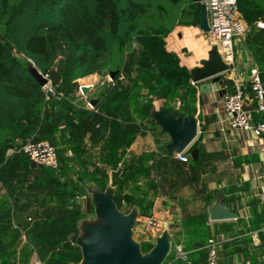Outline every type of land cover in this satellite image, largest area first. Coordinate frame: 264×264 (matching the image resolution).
Segmentation results:
<instances>
[{
    "label": "trees",
    "instance_id": "obj_1",
    "mask_svg": "<svg viewBox=\"0 0 264 264\" xmlns=\"http://www.w3.org/2000/svg\"><path fill=\"white\" fill-rule=\"evenodd\" d=\"M173 6L170 25L165 16ZM239 9L250 29L264 18V0H239ZM200 10L195 0H0V264H15L3 239L13 215L43 264L81 262L72 236L84 215L86 182L104 189L112 180L118 208L137 206L147 217L159 197L177 200L186 187L203 191L201 154L190 155L198 142L180 160L151 117L158 92L173 114H194L190 69L166 38L175 24H200ZM27 60L48 77L51 90L32 76ZM116 70L94 96L85 93L88 101L98 99L96 106L83 103L78 79ZM144 128L156 147L136 156L132 145ZM28 140L53 143L58 167H32L21 151ZM9 149H15L11 156ZM92 149L101 157L92 160ZM155 240L141 242L143 253ZM175 255L173 247L163 264ZM199 255L208 264V249Z\"/></svg>",
    "mask_w": 264,
    "mask_h": 264
},
{
    "label": "crops",
    "instance_id": "obj_2",
    "mask_svg": "<svg viewBox=\"0 0 264 264\" xmlns=\"http://www.w3.org/2000/svg\"><path fill=\"white\" fill-rule=\"evenodd\" d=\"M166 41L190 71L208 57L213 46L200 24L178 25ZM234 47L235 68L223 73L221 81L211 77L193 83L191 78L196 91L193 115L198 120V135L187 150L196 142L200 145L203 191L195 193L186 187L177 200L159 197L150 217L159 222L160 234L145 226L147 216L137 218L134 236L140 242L168 230L171 250L174 247L176 254L168 264H204L199 252L207 248L210 238L216 241L219 264H264V134H256L253 128L234 129L226 108L227 94L234 91V81L241 79L251 119L254 123L264 119V113L255 108V94L249 86L254 66L260 69L264 81V28L255 25ZM98 76L96 73L89 77L96 80ZM83 78L86 77L78 82ZM87 85L90 90L95 87L94 83ZM155 147L154 142L150 150ZM220 201L235 217L211 219L210 209ZM12 218L11 227L3 232L8 251L14 255L15 264H26L29 257L30 264H36L40 259L27 244L20 219L14 215Z\"/></svg>",
    "mask_w": 264,
    "mask_h": 264
},
{
    "label": "water",
    "instance_id": "obj_3",
    "mask_svg": "<svg viewBox=\"0 0 264 264\" xmlns=\"http://www.w3.org/2000/svg\"><path fill=\"white\" fill-rule=\"evenodd\" d=\"M201 4L200 28L204 32L210 31L208 12L204 0H195ZM229 69L222 59L216 45L208 52V57L201 60L200 65L191 69L192 82L214 77L221 81V75ZM118 71L111 73L113 79ZM32 76L43 86L50 84V80L35 65L30 67ZM91 86L83 85L82 91H90ZM90 104L95 107L98 99L92 98ZM248 111L250 107L246 106ZM151 117L161 127L162 132L169 134L171 141L166 149L173 153H183L193 143L198 135V120L195 115H175L166 106L153 107ZM250 120V125H253ZM200 145L197 144L190 152L194 160H198ZM32 167L42 166L36 161L31 162ZM98 188L91 190L92 195L82 200V211L95 212L98 220L89 222L85 227V234L73 241L81 247L82 260L74 264H163L172 248V239L165 230L155 240L154 247L143 253L141 242L135 239L134 231L137 218L140 215L138 208L126 213L118 208L114 201L115 190L102 191ZM235 213L226 207L223 201L218 202L210 209L211 219H226L235 217Z\"/></svg>",
    "mask_w": 264,
    "mask_h": 264
},
{
    "label": "built area",
    "instance_id": "obj_4",
    "mask_svg": "<svg viewBox=\"0 0 264 264\" xmlns=\"http://www.w3.org/2000/svg\"><path fill=\"white\" fill-rule=\"evenodd\" d=\"M203 2L208 12L210 31L207 33L211 43L218 47L222 59L228 64L229 69L226 72H232L235 68V42L243 39L250 31L240 12L239 0H204ZM256 25L264 28V20H258ZM250 83L255 94V108L258 112L264 113V81L257 66L250 69ZM49 85L47 86L51 90V84ZM234 87V91L226 96V108L231 115V126L234 129L253 128L256 134H264V119L250 125L252 119L246 109L247 100L242 80L236 79ZM80 90L82 91V85ZM21 151L42 166L57 168L59 165L57 149L48 140H28L21 146ZM176 156L180 160H188L184 153H176ZM144 223L152 230L159 228V222L153 217H146ZM207 249L208 264H219V251L213 238L208 240ZM36 264H42V261L39 260Z\"/></svg>",
    "mask_w": 264,
    "mask_h": 264
},
{
    "label": "rangeland",
    "instance_id": "obj_5",
    "mask_svg": "<svg viewBox=\"0 0 264 264\" xmlns=\"http://www.w3.org/2000/svg\"><path fill=\"white\" fill-rule=\"evenodd\" d=\"M176 7H170V9H169V12H168V14H167V16H165V21H166V23L167 24H170V25H172L173 23H174V21H175V16H176ZM179 24H175V26L173 27V30L175 29V27H177ZM180 25H182V24H180ZM208 39H209V41H211V39H210V36L208 35ZM168 47V46H167ZM173 51V50H172ZM176 52V51H175ZM60 53V52H59ZM177 53V52H176ZM178 54V53H177ZM179 55V54H178ZM180 56V55H179ZM59 62L60 63H63L64 62V58H62V55H59ZM27 65H28V68L30 69V67L32 66V65H34V63L31 61V60H27ZM90 75H88V76H86V78L84 79V81L83 82H81L80 83V85H87V83H94L95 84V86H98L99 84H101V83H103V81L105 80V79H109V80H112V78H111V76L110 75H107V76H105V77H103V76H101V75H99L98 76V79H96V80H94V79H92V77H89ZM89 77V78H88ZM82 79V80H83ZM50 86V85H49ZM46 88L47 89H49L48 88V86H46ZM96 87H94V88H92V90L93 89H95ZM92 90H90L91 91V93L89 94V97H92V96H94V90L92 91ZM80 93L83 95V97H82V101H83V103H87V105L89 106V107H91V108H94L91 104H90V102L88 101V96H86L85 95V93H83V91H81L80 90ZM152 100H153V107H155V108H160L162 105H164L163 104V102H164V97L162 96V93L161 92H158V93H155V95L154 96H152ZM154 147V142H153V135H152V133L149 131V130H147L146 128H144L143 129V132L140 134V135H138V137L136 138V140H135V142H134V144H133V147H132V151L134 152V154L136 155V156H141V154L143 153V152H145V151H147V150H150V149H152ZM14 152H15V149H9L8 151H7V155L8 156H11L12 154H14ZM101 155H102V151H100V150H96V151H94L93 149H92V151H91V155H90V157H91V159L92 160H95L96 158H99V157H101ZM127 158H128V160H131L132 158H131V156H127ZM77 169V168H76ZM95 188H98V187H96L95 186V184H93V183H91V182H86L85 184H84V189H85V192L87 193V195H85V196H89V195H92V192H91V190H93V189H95ZM99 189H101L102 191H108V190H116V187L112 184V180L110 181V182H108L107 183V186H106V188H104V189H102V188H100L99 187ZM20 192V191H19ZM20 194V196H21V192L19 193ZM20 196H19V198H20ZM84 196V197H85ZM134 208H138L137 206H133L132 207V209H134ZM126 209L128 210V206L127 205H125V207L123 208V210L122 211H126ZM131 209V210H132ZM130 210V211H131ZM84 215L80 218V220H79V230H78V233L77 234H75L74 236H72V238L73 237H75L76 239L78 238V237H81V236H83L84 234H85V227H86V225L89 223V222H93V221H97L98 220V218H97V215L95 214V212L94 211H92V213H87L86 212V209L84 208ZM126 213H129V212H126ZM136 239V238H135ZM73 240V239H72ZM73 242H75L76 243V241H73ZM43 264V263H42Z\"/></svg>",
    "mask_w": 264,
    "mask_h": 264
}]
</instances>
